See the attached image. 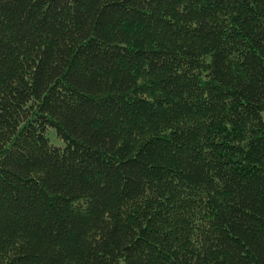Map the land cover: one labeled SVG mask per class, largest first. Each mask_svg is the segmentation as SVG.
<instances>
[{"label": "trees", "instance_id": "1", "mask_svg": "<svg viewBox=\"0 0 264 264\" xmlns=\"http://www.w3.org/2000/svg\"><path fill=\"white\" fill-rule=\"evenodd\" d=\"M0 264H264V0H0Z\"/></svg>", "mask_w": 264, "mask_h": 264}, {"label": "rangeland", "instance_id": "2", "mask_svg": "<svg viewBox=\"0 0 264 264\" xmlns=\"http://www.w3.org/2000/svg\"><path fill=\"white\" fill-rule=\"evenodd\" d=\"M47 135L49 137L50 142L53 145H56V146L65 145V141L57 135V131L55 127L50 126V128L47 130Z\"/></svg>", "mask_w": 264, "mask_h": 264}]
</instances>
